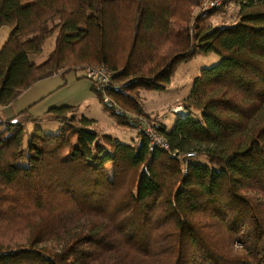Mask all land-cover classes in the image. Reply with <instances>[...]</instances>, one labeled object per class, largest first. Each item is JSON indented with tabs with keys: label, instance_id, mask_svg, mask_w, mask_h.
I'll return each instance as SVG.
<instances>
[{
	"label": "trees",
	"instance_id": "1",
	"mask_svg": "<svg viewBox=\"0 0 264 264\" xmlns=\"http://www.w3.org/2000/svg\"><path fill=\"white\" fill-rule=\"evenodd\" d=\"M212 1L0 0V28L12 30L1 106L105 66L113 85L95 86L101 101L140 130L132 145L101 138L64 106L47 112L59 134L27 138L21 117L41 118L1 116L0 264H264V0H224L237 19L215 26L216 8L195 13ZM199 54L220 58L195 75L185 116L157 122L142 93L167 90Z\"/></svg>",
	"mask_w": 264,
	"mask_h": 264
},
{
	"label": "rangeland",
	"instance_id": "2",
	"mask_svg": "<svg viewBox=\"0 0 264 264\" xmlns=\"http://www.w3.org/2000/svg\"><path fill=\"white\" fill-rule=\"evenodd\" d=\"M221 8V6L218 7V9L216 8L217 11L207 18L209 19V23L215 26L222 25L223 23H232L237 19L238 7L234 4L228 5L226 9L224 8L225 10H219ZM200 10L201 8L195 10V13ZM200 13L201 12H199V14ZM11 31L10 27L0 28V50L6 43ZM54 49L55 37H52L47 40L42 53L31 56L30 60L37 65L42 64L48 59ZM219 58L220 57L214 54L209 56L199 54L194 59L180 64L175 70L173 79L167 90L161 92L146 91L142 93L141 101H143L146 112L150 114L153 119H157V122L164 120L169 128L174 126L178 119L177 116H185L186 114L184 107L179 106V104L190 95L191 90L193 89L195 75L199 74L204 68L216 65ZM56 78H60V80L57 79L58 83L57 80L51 82L44 81L37 85L45 86L46 90H49L50 86L51 90L49 95L45 98L48 103L39 105L40 102H38V104H35L28 109V111H30L35 106L29 114L38 115V113H40L38 109H41L42 106L50 103H55L53 104L54 107L58 108L75 106L77 107V115L79 118L86 117L96 121L93 130L96 131L101 138L108 136L129 145H132L139 140L140 130L132 127V125L124 124L123 120L112 115V113L106 109V106L101 101L97 88L95 87L99 84L88 79L84 71H72L65 76L60 75V77ZM39 118H41L42 121L33 122L31 120V122L29 121V123H25L27 138L29 135H33L37 128L51 134H59L62 131V126L64 125L50 116L48 117V114ZM150 128L154 132V129L152 127Z\"/></svg>",
	"mask_w": 264,
	"mask_h": 264
},
{
	"label": "crops",
	"instance_id": "3",
	"mask_svg": "<svg viewBox=\"0 0 264 264\" xmlns=\"http://www.w3.org/2000/svg\"><path fill=\"white\" fill-rule=\"evenodd\" d=\"M56 77H60V75L51 77V79L48 78V79L43 80L41 82H44V81H50L51 82V81H56L57 79L60 80V78H56ZM41 82L37 83L34 87H32L31 89H29L25 93H23L17 99V101L15 103L10 105L9 107H5L1 116L5 119H12V118L18 116L21 112L28 110L33 105L38 104V102H40L39 105H42L43 103L44 104L48 103V102H46L45 98H47L51 89H50V86H49V90H46L45 86H37ZM57 83H58V80H57ZM43 99H45V100L42 101ZM53 104H55V103H50V104H47L45 106H42L41 109H38L40 113H38V115L30 114L31 117L32 118H39V117L45 116V114L47 115V112H48L47 109L54 107ZM33 108L29 112H31L33 110ZM40 114H43V115H40ZM21 120L22 121L25 120L26 123H29V121L31 122V120H29V119L26 120V116H23V118H21Z\"/></svg>",
	"mask_w": 264,
	"mask_h": 264
},
{
	"label": "built area",
	"instance_id": "4",
	"mask_svg": "<svg viewBox=\"0 0 264 264\" xmlns=\"http://www.w3.org/2000/svg\"><path fill=\"white\" fill-rule=\"evenodd\" d=\"M224 0H214L211 3H205L202 5L201 10L199 12H208L214 8H218L223 6ZM86 70V71H85ZM84 70V73L88 79L97 82L102 89L105 91L106 88H110L113 85V74L109 71V69L105 66H98V67H89ZM106 102H111V99L108 95L105 96ZM3 107L0 105V115L3 113ZM150 134L154 133L151 128L149 127L147 130ZM153 138L156 143H161V139L153 134Z\"/></svg>",
	"mask_w": 264,
	"mask_h": 264
},
{
	"label": "bare ground",
	"instance_id": "5",
	"mask_svg": "<svg viewBox=\"0 0 264 264\" xmlns=\"http://www.w3.org/2000/svg\"><path fill=\"white\" fill-rule=\"evenodd\" d=\"M185 114V113H184ZM183 116V115H182Z\"/></svg>",
	"mask_w": 264,
	"mask_h": 264
}]
</instances>
